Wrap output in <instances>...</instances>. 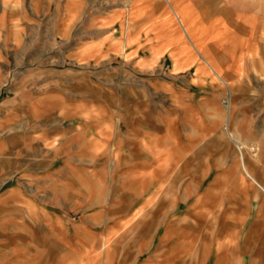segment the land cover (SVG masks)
<instances>
[{
  "label": "crops",
  "instance_id": "0c3cea01",
  "mask_svg": "<svg viewBox=\"0 0 264 264\" xmlns=\"http://www.w3.org/2000/svg\"><path fill=\"white\" fill-rule=\"evenodd\" d=\"M203 7L216 35L190 0H0V264H264L230 97L264 0Z\"/></svg>",
  "mask_w": 264,
  "mask_h": 264
},
{
  "label": "rangeland",
  "instance_id": "374dc122",
  "mask_svg": "<svg viewBox=\"0 0 264 264\" xmlns=\"http://www.w3.org/2000/svg\"><path fill=\"white\" fill-rule=\"evenodd\" d=\"M124 3H129L130 0H121ZM132 1V0H131ZM209 0H190L191 4L194 3V11L198 15V20L201 25L208 26L204 27L207 31V35H216L219 30H215L214 27H211V23L215 20L214 11H206V8L203 7L205 2ZM212 1V0H211ZM222 3H227L228 0H218ZM114 5V3H112ZM111 3L106 2L104 6L106 8L112 7ZM100 5V4H99ZM99 5L95 6L96 9ZM260 6V5H259ZM91 8V7H89ZM255 12L261 13L258 9H254ZM208 23V24H207ZM185 30V29H184ZM186 36H188L187 31L185 30ZM246 31L238 30V35L243 37ZM256 36L261 37V31L257 30ZM264 38V35H263ZM261 40V39H260ZM258 51L259 56L250 57L248 59H242L243 69L248 73L249 78L243 80V84H239L237 94L233 89H231L232 95V107L236 104L237 108L233 111L232 117L237 119V127L232 134L238 136L242 141L241 144H244V151H252L250 156L245 158V162L251 172H260L261 171V159L262 154L264 153V41L258 42ZM11 65V64H10ZM38 64L30 65L27 64H15L14 68L18 73H24L28 71L36 70ZM9 68V63L7 64ZM136 78H125L123 81L127 85H132L135 82ZM3 79H0V84ZM111 84L119 82V79H111ZM246 81V82H245ZM237 95V96H236ZM229 94L225 96L224 105H227L228 99H230ZM237 98V102H236ZM226 114V112L224 113ZM249 135H252L255 140L260 141L258 144H248L244 140Z\"/></svg>",
  "mask_w": 264,
  "mask_h": 264
},
{
  "label": "bare ground",
  "instance_id": "6f19581e",
  "mask_svg": "<svg viewBox=\"0 0 264 264\" xmlns=\"http://www.w3.org/2000/svg\"><path fill=\"white\" fill-rule=\"evenodd\" d=\"M193 5V4H192ZM186 7V6H185ZM189 11H190V9H189ZM196 13V12H195ZM179 14V13H178ZM198 16V15H197ZM197 20V19H196ZM194 21V20H193ZM195 24H196V22H195ZM188 27V26H187ZM252 27V26H251ZM255 28V27H254ZM195 31V30H194ZM204 31H205V29H204ZM176 33V32H175ZM201 33V32H200ZM204 33V32H203ZM202 33V34H203ZM254 33V32H253ZM205 35V34H204ZM194 39V38H193ZM201 43V42H200ZM204 45V44H203ZM206 45V44H205ZM185 47V46H184ZM197 48V47H196ZM180 63V62H179ZM230 100V99H229Z\"/></svg>",
  "mask_w": 264,
  "mask_h": 264
}]
</instances>
